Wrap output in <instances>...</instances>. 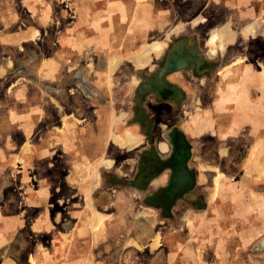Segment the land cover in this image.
I'll return each mask as SVG.
<instances>
[{
    "label": "rangeland",
    "instance_id": "rangeland-1",
    "mask_svg": "<svg viewBox=\"0 0 264 264\" xmlns=\"http://www.w3.org/2000/svg\"><path fill=\"white\" fill-rule=\"evenodd\" d=\"M81 2L54 0L56 16L49 25L37 28L33 39L24 41V55L19 59H35V66L41 63V68L49 59H58L62 61L58 74L65 72L68 62L65 59H89L94 63L90 66L101 67L102 59H129L130 55L139 52L141 55L132 57V62L144 65V59L138 58L145 51L152 53L155 48L143 45L156 40L164 43V49L160 56H153V59H160L154 67H194L199 76L212 75L213 89L224 77L223 83L231 88L230 73L239 64L246 76H243L242 87L248 92L243 101L238 97L232 103L234 109L230 106L225 109V116L218 120L220 136L214 134L213 127L207 126L199 129V133L205 132L206 136H196L198 140L202 139L201 143H186L184 134L170 126L173 122H163L162 129L167 130L164 146L159 143L160 150L154 147L150 154L137 161V175L108 177L109 183H115L122 190L121 238L119 250L115 249L119 253L115 252V255L111 253L114 249L108 248L111 242H105L109 253L106 264H264V0H121L124 14L120 23L134 24L136 31L112 32L109 40L116 45L105 48L99 47L94 32L95 38L90 37L87 46L86 43L80 46L77 41L71 42L86 36L80 29ZM99 4L102 7L108 1ZM93 6H98V2L95 1ZM25 18L27 26L31 17L26 15ZM98 18L92 17L93 22ZM179 22L184 27L173 31ZM222 25L232 27L233 39L221 42L220 49L211 55L206 39L213 28ZM224 26L216 30L218 34ZM66 35L70 42L68 46L60 47ZM141 48L146 50L141 52ZM145 71L144 67L136 68L130 62L122 64L119 82L124 83L129 76L139 81L136 114L140 129H136L150 140L155 138L154 122L144 107L145 88L170 91L172 88L159 76L151 78ZM72 82L68 75L57 80H42L44 88L57 96L56 110L52 108L47 120L63 124L74 119L70 114L80 116V113H72L73 106L77 105L76 95L70 96L71 92H68ZM83 84H87L85 88L90 93V106H101L98 101L106 103L105 95L100 94L94 84ZM113 106L124 108L126 104L121 101ZM237 107L242 111L235 121H231L230 112L238 110ZM232 123H238L240 127L228 128ZM45 130V136L54 138L64 135L65 128L56 127L48 133L49 128L42 126L37 134L43 135ZM119 130L122 132L118 143L121 146L127 134L133 132ZM230 130L237 133L232 134ZM99 134L106 136V130L101 129ZM131 136L139 141L130 146L118 145L122 152L121 166L125 168H134L136 163L133 151L124 154L128 151L126 148L144 141L135 134ZM31 141H26V151L32 146ZM190 147L192 151L204 152L206 158L188 159ZM218 149L224 156L215 159L213 156ZM157 151L167 152L169 158L161 160ZM166 169L168 175L160 184L159 173ZM99 195L101 201L108 199L106 191Z\"/></svg>",
    "mask_w": 264,
    "mask_h": 264
},
{
    "label": "crops",
    "instance_id": "crops-1",
    "mask_svg": "<svg viewBox=\"0 0 264 264\" xmlns=\"http://www.w3.org/2000/svg\"><path fill=\"white\" fill-rule=\"evenodd\" d=\"M82 1L80 29L86 36L72 39V43L77 41L80 46L84 43L87 46L88 39L95 38L94 32L99 47L105 48L116 45L109 40L112 32L136 31L134 24L120 23L124 14L121 0H107L108 4L102 7L99 3L106 0ZM95 1L98 2L96 7L93 6ZM53 7L54 0H0V264H106L109 253L105 242H111L108 248L114 249L111 253L115 255L121 238L122 190L115 183H109L108 177L136 176L137 161L150 154L154 147L159 149V143L164 144L167 130L162 129L163 122H173L170 126L184 134L186 143H201L202 139L196 136H206L205 132L199 133V129L207 126L213 127L214 134L220 136L218 120L225 116V109L229 106L234 109L232 103L238 97L243 101L248 94L242 87L246 76L239 64L230 73L231 88L223 83L224 77L213 89L212 75L199 76L194 67H154L160 59L153 56H160L164 49V43L156 40L143 45L156 49L149 53L144 65L132 62V57L139 52L129 59H102L101 67L90 66L94 63L89 59H65L68 61L65 72L58 74L57 69L62 65L58 59H49L43 68L41 63L35 66V59H19L24 55V41L33 39L37 28L49 25L56 16ZM26 15L31 17L27 26ZM94 16L100 18L93 22ZM223 26L213 28L206 39L211 55L216 53H211L210 34ZM183 27L179 22L173 31ZM66 36L60 47L68 46L70 41ZM127 62L136 68L144 67L151 78L159 76L177 92L145 88L144 107L154 122L155 138L150 140L138 130L136 91L139 81L129 76L124 83L119 82L122 64ZM65 75L74 81L68 85L70 96L76 95L77 105L73 106L72 113H80V116L70 114L74 119L56 124L46 118L52 108L56 110L57 96L44 88L42 80L62 79ZM77 81L94 84L97 91L105 95L106 103L98 101L101 106H90L87 84ZM122 89H125L123 93ZM121 101L126 107L113 106ZM237 109L230 112L231 121L242 111V108ZM42 126L49 128L48 133L56 127H64V135L47 137V130L38 135ZM230 127L238 128L240 124L232 123ZM120 128L130 129L144 140L124 152L133 151L134 168L121 166ZM101 129L106 130V136L99 134ZM29 139L32 146L26 151ZM190 150L188 159L206 158L204 152L192 151L191 147ZM222 154L218 149L213 157L223 158ZM156 155L161 160L169 158L167 152L157 151ZM167 175V169L162 170L159 183L163 184L162 178ZM105 191L108 199L101 201L99 193Z\"/></svg>",
    "mask_w": 264,
    "mask_h": 264
},
{
    "label": "bare ground",
    "instance_id": "bare-ground-1",
    "mask_svg": "<svg viewBox=\"0 0 264 264\" xmlns=\"http://www.w3.org/2000/svg\"><path fill=\"white\" fill-rule=\"evenodd\" d=\"M233 36H234V31L229 26H224V28L220 31L219 34L217 33L216 30L212 31L211 34H210V39L208 41L209 42V45L211 46V49H212L211 50V53L214 54L215 51H217V50L220 49L221 44H222L221 42H226V41H228L227 39H230L231 40V39H233ZM145 50L141 49V52H143ZM146 52L147 51L143 52L144 55L142 57H139L138 58V59H144V61H143L144 63L147 62V58H148V55H149V53L148 52L146 53ZM139 54L141 55V53H139ZM136 56H138V55H136ZM134 58H136V57H134ZM131 135H133V133H131V132H129L127 134V138H125V142L122 141L123 143L121 144V146H130V144H132V142L139 141L137 137L131 136ZM119 140H120V138H119ZM118 145L120 146V144H118ZM163 146H164V144H162V147Z\"/></svg>",
    "mask_w": 264,
    "mask_h": 264
}]
</instances>
